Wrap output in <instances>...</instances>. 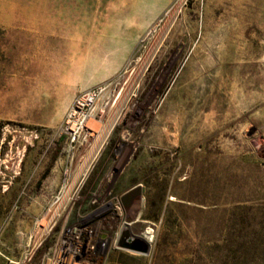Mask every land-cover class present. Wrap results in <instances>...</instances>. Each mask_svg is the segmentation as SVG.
<instances>
[{
	"label": "rangeland",
	"instance_id": "rangeland-1",
	"mask_svg": "<svg viewBox=\"0 0 264 264\" xmlns=\"http://www.w3.org/2000/svg\"><path fill=\"white\" fill-rule=\"evenodd\" d=\"M169 1L0 0V264L51 251L48 237L30 254L60 186L66 110L134 76ZM135 95L86 189L142 186L131 230L155 222V244L149 257L110 247L98 264H264L261 237L250 243L264 225V0H189ZM115 157L120 173L101 179ZM239 231L246 261L233 255Z\"/></svg>",
	"mask_w": 264,
	"mask_h": 264
},
{
	"label": "built area",
	"instance_id": "built-area-1",
	"mask_svg": "<svg viewBox=\"0 0 264 264\" xmlns=\"http://www.w3.org/2000/svg\"><path fill=\"white\" fill-rule=\"evenodd\" d=\"M188 2H174L166 13L168 20L159 29L152 49L143 59L135 61L139 70L133 77L131 74L135 70L129 73L123 71L116 79L80 93L67 108L60 125L63 146L60 186L36 224L40 233L39 242L30 249V254H33L48 237L55 239L42 264H98L110 247L138 255L118 247L124 231L129 236L144 240L149 245V253L142 257L150 256L155 244V222H145L148 226L140 232L131 230L132 226L140 223L143 212L140 197L129 199V190L105 191L102 180L94 191H87L86 184L94 174L113 132L122 123L132 98H135L142 75L147 72L168 36L180 9ZM160 22L149 29L146 37L155 33ZM122 102L126 105L125 110L118 115L117 108L123 105ZM90 122L98 124L99 130L89 126ZM108 173V176L115 174L113 170ZM127 213L130 218L121 222L123 214ZM86 246H93V253H86Z\"/></svg>",
	"mask_w": 264,
	"mask_h": 264
},
{
	"label": "trees",
	"instance_id": "trees-1",
	"mask_svg": "<svg viewBox=\"0 0 264 264\" xmlns=\"http://www.w3.org/2000/svg\"><path fill=\"white\" fill-rule=\"evenodd\" d=\"M247 218H245L244 216L240 217L237 222L242 224V225H248V222L246 220ZM262 233L259 234V238L256 236V239H252L251 240V244L253 245L255 241L260 240L261 237V250L259 251L258 249L255 250V252L257 253L258 251L260 252V261L262 263H264V225L262 226ZM235 239L232 241L234 243V249L233 250V255L235 260H240L241 258H243L244 260L247 259L248 255L246 254L245 250V235H242V233L236 232L235 233ZM257 256H253V259H256ZM246 261V260H245Z\"/></svg>",
	"mask_w": 264,
	"mask_h": 264
},
{
	"label": "water",
	"instance_id": "water-1",
	"mask_svg": "<svg viewBox=\"0 0 264 264\" xmlns=\"http://www.w3.org/2000/svg\"><path fill=\"white\" fill-rule=\"evenodd\" d=\"M136 194H139V190L135 191L134 193L133 191L130 192L128 194L129 199L134 198ZM118 247H120L122 250L137 253L141 256H147L149 253V245L138 237L129 236L127 231L122 233V236L118 242Z\"/></svg>",
	"mask_w": 264,
	"mask_h": 264
},
{
	"label": "crops",
	"instance_id": "crops-1",
	"mask_svg": "<svg viewBox=\"0 0 264 264\" xmlns=\"http://www.w3.org/2000/svg\"><path fill=\"white\" fill-rule=\"evenodd\" d=\"M124 1L125 2H128V3H140V4H145V5H157V4L167 5L170 2L169 0H124ZM99 162H100V160H99ZM113 164H115V161L114 160L113 161H110V168L108 169V171L106 172V174L101 177V179H103V177L107 176V174H108L109 171L113 170L112 169V165ZM97 167H98V165H97Z\"/></svg>",
	"mask_w": 264,
	"mask_h": 264
},
{
	"label": "bare ground",
	"instance_id": "bare-ground-1",
	"mask_svg": "<svg viewBox=\"0 0 264 264\" xmlns=\"http://www.w3.org/2000/svg\"><path fill=\"white\" fill-rule=\"evenodd\" d=\"M58 37V36H57ZM59 39V38H58ZM235 67V66H234ZM127 101V100H126ZM123 103V102H122ZM126 105H125V103H123V105L121 104V106H119L118 108H117V112H118V115H120L119 113H123V109L125 110V107ZM89 124V126L90 125H92V127L94 128V130H96V131H98L99 130V125L98 124H95V123H93V122H90V123H88ZM170 199H172V197L170 198ZM169 199V200H170ZM172 201V200H171ZM86 253H93V246H86Z\"/></svg>",
	"mask_w": 264,
	"mask_h": 264
},
{
	"label": "flooded vegetation",
	"instance_id": "flooded-vegetation-1",
	"mask_svg": "<svg viewBox=\"0 0 264 264\" xmlns=\"http://www.w3.org/2000/svg\"><path fill=\"white\" fill-rule=\"evenodd\" d=\"M108 146V145H107ZM107 148V147H106ZM119 156V155H118ZM116 157L113 159L115 162H116ZM130 160H128L127 161V163L129 162ZM112 169H113V171L115 172V173H120V172H118L117 171V168H116V165L115 164H113L112 165ZM137 190H139V194H136V196L134 197V198H137V197H140L141 196V194H143V190H142V186H140L139 184H136V185H134V186H132L131 188H129V192H132L133 191V193L135 192V191H137ZM133 198V199H134Z\"/></svg>",
	"mask_w": 264,
	"mask_h": 264
}]
</instances>
